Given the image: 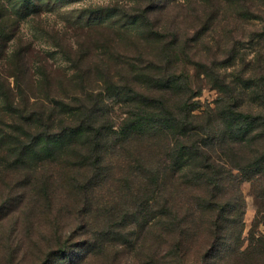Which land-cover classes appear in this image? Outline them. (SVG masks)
<instances>
[{
  "label": "rangeland",
  "instance_id": "obj_1",
  "mask_svg": "<svg viewBox=\"0 0 264 264\" xmlns=\"http://www.w3.org/2000/svg\"><path fill=\"white\" fill-rule=\"evenodd\" d=\"M0 3L9 9L10 17L19 18V26L9 23L6 44L0 42L2 67H10L5 61L12 60L13 50L19 43L26 47L29 41L33 44L26 47L28 65L34 67L38 52L52 64L51 84L43 89H28L20 94L14 77H8L15 97L39 109L53 103L52 99L77 104L82 102L78 97L102 92L104 102L111 107L110 115L119 122L125 115V106L106 99V83L126 80L132 74L130 59L158 62L165 55L164 48L170 45L172 64L177 71H184L193 94L188 101L191 112L199 119H207L223 96L216 76L224 75L230 81L244 63L254 62L257 54L262 53L264 61V0ZM250 71L246 69L245 73ZM3 103L0 93V264H68L73 256L74 264L264 261V185L260 176L237 169L227 175L224 191L236 193L239 201L235 213H224L218 231L221 246L215 255V234L209 223L213 208L205 214H182L185 231L179 233L176 228L163 226L168 220L159 218V190L148 203L149 214L153 213L148 217L143 209L147 205L142 199L144 187L136 181L124 183L126 175L121 172L112 171L107 181L93 179L97 183L87 188L84 198L76 188L61 181L66 172L61 173L55 163L16 162V151L8 141H17L18 133L24 135L25 131L14 114L2 108ZM80 173L85 175L82 170ZM190 194L186 189L180 203L173 201L174 210H184ZM176 216L179 219L177 213ZM85 239L95 242L93 251L77 248ZM65 246L69 256L52 255Z\"/></svg>",
  "mask_w": 264,
  "mask_h": 264
},
{
  "label": "trees",
  "instance_id": "obj_2",
  "mask_svg": "<svg viewBox=\"0 0 264 264\" xmlns=\"http://www.w3.org/2000/svg\"><path fill=\"white\" fill-rule=\"evenodd\" d=\"M10 22L12 27L17 23L19 26V18L10 17L9 9L0 3L3 45L10 38ZM32 44L29 41L26 47ZM169 46L158 62L130 59L132 74L124 81L106 83V99L125 106V115L115 122L102 92L78 97L82 102L77 104L52 99L53 103L40 109L28 104V100H18L15 89L22 94L28 89L49 87L54 73L52 64L39 52L35 54L34 67L29 66L27 48L19 43L12 60L5 61L11 66L5 69L0 64L2 108L13 113L25 131L8 144L16 151V162L55 163L61 173L66 172L61 181L76 188L84 198L87 188L97 183L94 180L107 181L112 171L121 172L126 175L124 183L136 181L144 187L142 199L147 205L143 209L151 217L148 203L159 190V218L167 219L163 226L176 228L179 233L185 231L182 214H205L213 208L209 223L215 234L212 241L216 255L221 246L218 231L224 213H235L239 201L236 193L224 191L227 175L237 169L260 176L264 185V61L262 53L257 54L258 58L244 63L230 81L224 75L216 76L223 96L211 118L199 119L188 104L193 94L187 76L172 64ZM246 69L251 70L249 74ZM9 76L15 79V89ZM186 189L192 193L191 199H185L184 210H174L173 201L180 203ZM262 191L264 195V186ZM94 243L85 239L77 248L90 252ZM67 248L52 255L69 256ZM74 257L68 264H74Z\"/></svg>",
  "mask_w": 264,
  "mask_h": 264
}]
</instances>
